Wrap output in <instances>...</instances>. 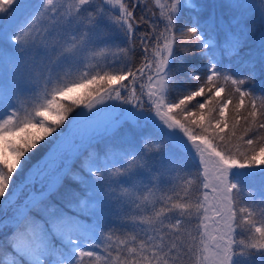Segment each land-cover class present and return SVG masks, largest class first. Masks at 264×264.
<instances>
[{
  "label": "snow or ice",
  "instance_id": "obj_1",
  "mask_svg": "<svg viewBox=\"0 0 264 264\" xmlns=\"http://www.w3.org/2000/svg\"><path fill=\"white\" fill-rule=\"evenodd\" d=\"M109 2L119 5L117 15L106 14L94 0H0V63L9 69L7 80L0 78V102L26 89L31 90L29 101H35L23 115L21 107L29 101L20 100L19 107H7L0 116V216L6 217L0 220V264L100 259L83 248H75L71 259L56 253L82 230L85 213L95 216L104 210L102 198L88 206L91 189L85 174L102 190L148 212L123 216L147 227L117 238L113 250L105 249V264H256L257 258L264 259V207L242 205L237 184L228 177L232 167L264 164V96L244 86L253 78L264 81V0H220L214 5L206 0L160 5L156 0L163 29L154 24L139 36L136 25L147 23L134 12L141 0ZM184 12L192 15L182 24L177 14ZM98 17L114 20L128 37L126 47L116 48L122 54L119 68L99 63L111 48L98 46L96 29L107 35ZM141 46L144 60L137 66L129 55ZM177 50L201 68L187 70L197 86L173 101L165 91L173 82L169 63ZM73 66L77 70L68 71ZM224 84L230 86V99L238 98L230 115L229 100L218 99ZM198 97L206 99L197 102ZM127 105L131 107H123ZM108 109L101 124L88 123ZM147 113L154 114V128L164 133L150 136L149 142L163 140L167 145L178 137L186 139L198 159L194 173L180 172V161L159 143L155 151L145 143L140 152L124 156L123 164L97 166L101 156L106 161L119 151L114 144L101 143L125 125L149 120ZM52 139L55 143L42 161L12 189L22 160L41 141ZM153 165V179L171 176L162 194L150 189L151 199L149 194L133 198L129 187L112 186L137 166ZM137 201L146 202L151 211ZM240 232L246 235L237 239Z\"/></svg>",
  "mask_w": 264,
  "mask_h": 264
},
{
  "label": "trees",
  "instance_id": "obj_2",
  "mask_svg": "<svg viewBox=\"0 0 264 264\" xmlns=\"http://www.w3.org/2000/svg\"><path fill=\"white\" fill-rule=\"evenodd\" d=\"M109 1V0H107ZM120 2L128 4L129 0H120ZM132 3L133 0H131ZM171 0H161L159 2L160 5H168L170 4ZM200 1L197 0V3ZM206 2L209 5H214L220 2V0H206ZM116 14L119 12V5L114 3ZM147 6V7H145ZM107 8H112L111 6H107ZM152 9V11L148 9ZM113 9V8H112ZM136 17L143 16L145 21L147 23H140L136 25L137 29V36H139L142 33L150 32L152 30V25L159 24L161 30L163 29V24L160 23L162 20V17H160V7L156 4V0H141L140 6L136 7L134 9ZM192 14L190 12H184V13H178L177 14V21L184 24L187 23L189 17ZM137 43H139V40H137ZM128 45V37L127 42L124 44H119L116 46V48H123ZM119 58L121 59V62H118L115 64L114 68H119L122 66V54H118ZM130 59H133L137 66L139 64L143 63L144 57H143V47L134 49V52L129 55ZM0 63V68L2 67ZM169 68L173 70L174 72V78L173 82L170 83L169 87L166 89V98L168 100H175L179 98L181 95L186 93L189 90H194L197 86L195 81H192L187 76V70L189 68H193L197 71L200 70L201 65L199 63H193V61L190 58H186L183 53L180 50H177L176 59H173L169 63ZM83 71V70H81ZM147 77L145 76L146 82ZM247 90L253 94H256L257 96L261 95L264 96V81L253 78L249 81H247L244 85ZM91 87V86H90ZM224 91L221 92L220 97L218 99H224L229 100V110H226V115L231 114V108L233 107L234 103H238V98L236 100H231L229 96L230 86L228 84H224ZM39 91V89L37 90ZM31 98V90L26 89L19 92L16 96H14V100L9 104V107H19L20 100H24L25 102H28ZM63 99V98H62ZM197 102H203V99H206V97L203 98H195ZM145 103H147V94L145 93L144 96ZM35 101H29V103L24 104L21 107V115L24 114L25 109H31L32 104ZM65 103H70L68 100H64ZM123 107H131V105L123 106ZM191 111H196L195 108L190 109ZM76 111V109H74ZM243 111V110H242ZM111 112V109H108L104 112H101L98 114L97 118H105L109 113ZM54 115V113H51ZM3 114H0L2 116ZM70 117L72 114H69ZM147 115L150 117L149 120L143 121L140 124L143 125H154V123H158L155 121V117L153 113H147ZM216 115L218 116V111L216 112ZM95 119V120H96ZM69 123L68 120L65 121V125ZM91 125H93V122H88ZM94 126V125H93ZM126 126V125H125ZM64 129V132L66 133L68 128L65 126H61ZM162 127V126H161ZM123 128L116 133L115 136H109L107 137L100 145V147H103L104 144H114L119 148V151L111 153L108 157V160L104 161L103 156L99 160H97V166L107 165L109 163H120L122 164L123 157L138 153L141 151V149L144 148L145 143H147L146 139V130L140 132L137 131L134 134L133 140H135V143L133 144H127L124 141L118 142L117 139L121 138L123 134ZM242 133L240 131L237 132V136L241 135ZM53 137H56L57 134H52ZM9 139H13L12 137H8ZM186 141V139L184 140ZM55 143V140H47L41 141L40 145H38L35 149L32 150V153L25 159L22 160V167L17 170V173L13 177L12 181V189L16 188V185L23 180L24 176L27 174L28 170L31 169L33 166H35L37 163L41 162L45 154L53 147ZM236 143V141H234ZM155 144V142H153ZM190 148L191 146L187 144ZM90 151L92 149H89ZM241 153L243 152V149L240 150ZM192 155L189 154L188 157L192 156V161L190 162L188 159L181 158L179 154H176V158L178 161H180V172L184 173H194L196 169L198 168V162L195 157L194 152L192 151ZM242 170L239 169V167H232L229 170V177L231 175H237L240 174ZM176 173L174 172V176ZM84 179L87 180L88 186L91 189L89 193V200H88V206H94L97 203L98 198H102L104 201V210L103 211H97V214L95 216L85 213V219H84V225L80 232H77L72 241L69 242H63V246L58 247L56 249V253L58 256H62L65 259H71L74 256L75 248H83L85 251H93L97 253V255L100 257V259H96L95 257L92 258L91 261H89L87 258L84 259L83 264H105L104 257L106 256L105 249L108 248L109 250H113L115 248V240L117 238L124 239L128 235H133L138 232H142V229L146 228V225L142 224H133L131 221H127L123 219V216L128 212L129 215H147L148 212L141 213L139 210L134 209L133 206L121 202L120 200L114 197L112 193H107L106 190H102L101 185L98 181L92 180L90 177H88L86 174L84 176ZM175 183H179V180L174 181ZM238 182L236 181L234 183L237 184V199L240 201L242 205H249L248 200H246V196L244 195V190L238 186ZM98 183V185H97ZM171 183V182H170ZM170 183H166L161 187L162 194L164 190H166L169 187ZM65 184L70 187H76L72 181L66 180ZM241 185V184H240ZM249 189H245V192H247ZM63 192V189H61V193ZM242 194H240V193ZM171 194V193H167ZM83 195V193H81ZM15 199V197H13ZM54 202L58 200V197H53ZM158 207V205H157ZM148 211H151V207L148 208ZM6 219L4 216H0V220ZM246 235L245 233L241 232V234L237 235V239H241ZM108 236H111L112 239L109 240ZM256 264H264V259L257 258Z\"/></svg>",
  "mask_w": 264,
  "mask_h": 264
},
{
  "label": "rangeland",
  "instance_id": "obj_3",
  "mask_svg": "<svg viewBox=\"0 0 264 264\" xmlns=\"http://www.w3.org/2000/svg\"><path fill=\"white\" fill-rule=\"evenodd\" d=\"M134 1L136 2V0H133V2ZM160 1L161 0H159V2ZM65 2L70 3L71 0H65ZM94 2H95V6L104 7L106 14H110L112 16L117 15L115 12L116 10H114L115 9L114 3H110L107 0H94ZM107 6H111L113 9L112 8L108 9ZM97 20L100 21L104 29H106L107 31V35L100 36L99 29L98 28L96 29L98 41H99L98 46H101V47L108 46L111 48V51L106 53L107 59L106 60L100 59L99 63L101 65H105L111 62V66L114 68L115 64L119 60V55H118L119 53L116 52V46L119 44L126 43L127 36L124 34L120 26L117 25V23L114 20H108L106 17H104L102 20H100V18L98 17ZM40 27H41V30H43V25H41ZM89 27H95V26H89ZM91 63H96V61H91ZM1 65L2 67L0 68V78H3L6 81L8 77L9 69L7 68L6 64L2 63ZM59 66L60 64L57 65V67ZM76 70H77L76 66H73L68 69V71H71V72H74ZM81 70H84V69L82 68ZM165 96H166V91H165ZM13 100H14V97L10 100L5 99L4 101L0 102V114H4V112L6 111V108L9 107V104ZM85 111L87 110L85 109ZM105 118H101V119L97 118L96 120L92 121L93 125L96 126V125L101 124ZM144 130H146L145 135H146L148 147L152 149L153 151H155V144L159 143L161 144V146L166 147L169 153H172L175 156L176 154H179L181 158L188 159L190 162L192 161V156H193L192 149L187 145L188 142L184 141L185 139L178 137L176 143L167 144V145H164L163 140H155V141L149 142L151 140L150 136L160 137V136H163L164 134L163 132L156 130L153 124L152 125L139 124L137 126L126 125L123 127V130H122L123 134L121 138L117 139V141L118 142L124 141L127 144H130V143L133 144L135 143V140H133L135 132L137 131L142 132ZM153 142H155V144H153ZM189 154L192 156H190V158H186L189 156ZM154 155H155L154 153L150 154L149 156L146 157V160L151 161ZM197 162H198V159H197ZM122 164H123V161H122ZM239 169L242 170L241 173L237 175H231L230 177H228L229 180L233 183L236 181H239L238 186H240L242 191L244 190V195L246 196V200H248V204L255 205L256 207H264V164L245 165L244 167H239ZM154 173H155V165H153L152 168H145V167L137 166V168L133 169L130 173L119 177L112 186L118 187V188L119 187H129L133 198L135 196L143 197L144 195L149 194V197L151 199V194L149 193L150 189L156 195H160L161 187L166 183L172 182L171 176L169 177L157 176L156 179H153ZM172 176H174V172L172 173ZM134 181H136V185L133 188L132 184ZM247 188L249 190L245 192V189ZM112 194L114 195L116 199L120 200L121 202L126 203L125 201H123L122 198L119 197L118 193H112ZM137 203H141V201H137ZM141 207L150 208V205L144 202V203H141ZM239 234H241V232ZM244 264H247L246 260Z\"/></svg>",
  "mask_w": 264,
  "mask_h": 264
}]
</instances>
